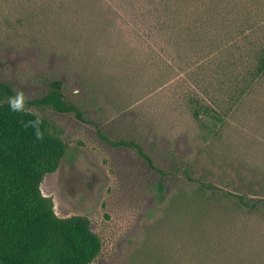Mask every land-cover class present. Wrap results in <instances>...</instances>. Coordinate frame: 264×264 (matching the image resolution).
<instances>
[{
	"label": "rangeland",
	"instance_id": "374dc122",
	"mask_svg": "<svg viewBox=\"0 0 264 264\" xmlns=\"http://www.w3.org/2000/svg\"><path fill=\"white\" fill-rule=\"evenodd\" d=\"M161 1L0 0V79L29 99L60 79L82 111L29 106L68 144L41 190L58 216L90 218L103 243L90 264H264V201L235 196L264 199V75L246 87L264 0H206L221 10L208 20L188 14L202 0H176L181 17L147 19ZM98 130L138 141L156 167ZM85 160L101 183L93 202L85 185L64 188Z\"/></svg>",
	"mask_w": 264,
	"mask_h": 264
},
{
	"label": "trees",
	"instance_id": "16d2710c",
	"mask_svg": "<svg viewBox=\"0 0 264 264\" xmlns=\"http://www.w3.org/2000/svg\"><path fill=\"white\" fill-rule=\"evenodd\" d=\"M168 3L162 0L161 7L151 8L147 19L157 18L162 22L164 16L181 17L178 2L168 0ZM217 7H220L217 3L202 0L190 6L188 14H194L196 19L208 20L221 11ZM187 17L191 18L190 15ZM156 22H151V29L156 27ZM189 28H192L191 23ZM258 47L253 66L246 70L247 88L250 79L264 75V44ZM244 90L243 86L242 92ZM15 91L11 83L0 79V264H90L103 246L90 218L83 214L58 216L53 199L41 190L45 175L57 168L68 144L44 116L40 115L39 137L36 128L24 126L37 114L29 109L32 104L52 106L61 112H76L79 117H82V111L66 97L60 79H52L49 90L40 97H27L24 113L12 112L8 107V97ZM208 112L200 103L193 108L195 118L201 122ZM98 133L111 145L134 148L151 166L156 167L151 155L138 141L113 139L102 130ZM157 169L164 173L162 169ZM184 173L193 179L188 169L185 168ZM159 187L164 188L162 182H159ZM235 196L242 205L253 208L264 201L263 198L249 199L243 194Z\"/></svg>",
	"mask_w": 264,
	"mask_h": 264
},
{
	"label": "flooded vegetation",
	"instance_id": "af4514ba",
	"mask_svg": "<svg viewBox=\"0 0 264 264\" xmlns=\"http://www.w3.org/2000/svg\"><path fill=\"white\" fill-rule=\"evenodd\" d=\"M116 147H119V146H116ZM124 147H126V146H124ZM67 149H68V145H67V147L65 149V152H64L63 156L61 157V160L65 156V154L67 152ZM141 158L143 160H145L150 165V163L146 159H144L143 157H141ZM61 160H60V162H61ZM72 160H73V165L74 164L76 166L79 165V163H78V161L80 160L79 156L73 157ZM153 161H154V159H153ZM60 162H59L57 168L54 171H52L51 173H54L59 168V166L61 165ZM84 164H85V168L84 169H81V168L75 167V166L74 167L71 166L72 167L71 169L70 168H66V175H65V178H64L65 186L64 185L63 186H64V188L66 187L65 189L67 191H69V190L72 189L71 188L72 186H74L75 188H79L80 189L82 185H85V188L83 190L80 189V190H82L81 192H83L82 193V198L80 200H83L85 197H86V199H88L87 195H89V200H92V202H93V201H95V199L97 197V194L100 191L99 189L101 187V183L99 182L100 180H97V178H98L97 174H99V173H98L97 167H95L96 166L95 164L92 163L93 166H91V164L88 161H86V160L84 161ZM83 173H84V176H83ZM163 186H164V184H163ZM74 192H76V191L74 190ZM73 200L74 201H78L79 197L77 198L76 196H74Z\"/></svg>",
	"mask_w": 264,
	"mask_h": 264
},
{
	"label": "clouds",
	"instance_id": "9594fccd",
	"mask_svg": "<svg viewBox=\"0 0 264 264\" xmlns=\"http://www.w3.org/2000/svg\"><path fill=\"white\" fill-rule=\"evenodd\" d=\"M27 102L28 98L26 97L23 90H17L14 92L13 95L8 97L7 103L10 111L12 112H19L24 113L27 108ZM41 124V116L39 114H34V118L31 120H28L25 123V127L32 126L36 128V134L39 137L40 131H39V125Z\"/></svg>",
	"mask_w": 264,
	"mask_h": 264
}]
</instances>
